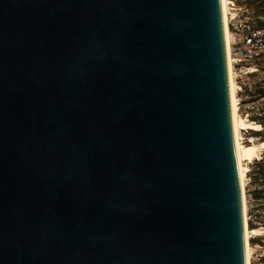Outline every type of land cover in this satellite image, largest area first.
Returning <instances> with one entry per match:
<instances>
[{
	"label": "water",
	"instance_id": "water-1",
	"mask_svg": "<svg viewBox=\"0 0 264 264\" xmlns=\"http://www.w3.org/2000/svg\"><path fill=\"white\" fill-rule=\"evenodd\" d=\"M0 264H246L221 0H0Z\"/></svg>",
	"mask_w": 264,
	"mask_h": 264
},
{
	"label": "built area",
	"instance_id": "built-area-1",
	"mask_svg": "<svg viewBox=\"0 0 264 264\" xmlns=\"http://www.w3.org/2000/svg\"><path fill=\"white\" fill-rule=\"evenodd\" d=\"M227 7L232 70L248 73L258 65L264 66V15H255L254 8L244 0H228Z\"/></svg>",
	"mask_w": 264,
	"mask_h": 264
},
{
	"label": "rangeland",
	"instance_id": "rangeland-1",
	"mask_svg": "<svg viewBox=\"0 0 264 264\" xmlns=\"http://www.w3.org/2000/svg\"><path fill=\"white\" fill-rule=\"evenodd\" d=\"M254 21L256 23V20L254 18ZM264 66L258 65L255 68H252L250 72L243 73L236 70H232V75L234 82L236 83V98L238 100V114L244 118L246 121L251 122L249 120L250 116L253 114L262 113V108L264 107V97H256V89L260 87L263 84L264 80ZM250 128L242 129L240 132L241 135V141L247 145H260L262 144L258 138L254 137L251 133ZM264 152V146L259 147L257 149V155L256 157H260V155ZM244 161V162H243ZM242 164L247 169L245 173H247L249 169V164L251 161L243 160ZM244 182H243V189H244V201H245V219L246 222L248 221V209L250 206V202L248 199V195L246 193V187L249 182V178L247 177V174L244 175ZM248 230V223H247ZM252 231V230H250ZM260 234H264V232H260ZM255 234H250L249 239L251 240L253 237H255ZM249 240V247H250V256H249V264H261L260 258L261 256H264V248L259 243H251Z\"/></svg>",
	"mask_w": 264,
	"mask_h": 264
},
{
	"label": "trees",
	"instance_id": "trees-1",
	"mask_svg": "<svg viewBox=\"0 0 264 264\" xmlns=\"http://www.w3.org/2000/svg\"><path fill=\"white\" fill-rule=\"evenodd\" d=\"M244 1L254 8L255 15H264V0ZM256 97H264V80L263 84L256 89ZM249 120L259 126V129L250 130V133L258 138L261 143H264V107L262 108V113L251 115ZM246 174L249 178L246 193L249 202L251 201L248 209V227L252 231H264V152L260 157L252 159ZM250 241L251 243H259L264 248V234H258ZM260 261L261 264H264V256H261Z\"/></svg>",
	"mask_w": 264,
	"mask_h": 264
},
{
	"label": "bare ground",
	"instance_id": "bare-ground-1",
	"mask_svg": "<svg viewBox=\"0 0 264 264\" xmlns=\"http://www.w3.org/2000/svg\"><path fill=\"white\" fill-rule=\"evenodd\" d=\"M222 1V10H223V19H224V28H225V37H226V46H227V59H228V79H229V96H230V107H231V124L233 131V140H234V148H235V156L237 161L238 173H239V182L242 193V203H243V216H244V251H245V262L249 264V256L250 247H249V236L250 234L258 235L260 232H264L262 230H253L250 231L247 228V222L245 219V201H244V189L243 182L245 179L244 175L246 174V168L243 166L242 161H252V159L256 158L257 149L259 147H263L264 143L260 145L252 144L247 145L243 143L241 139L240 132L242 129L250 128V129H259V126L255 123L248 122L244 118H242L238 114V100L236 98V83L234 82L232 75V67L229 61L228 53H229V33L227 28V2L228 0ZM244 162V161H243Z\"/></svg>",
	"mask_w": 264,
	"mask_h": 264
}]
</instances>
